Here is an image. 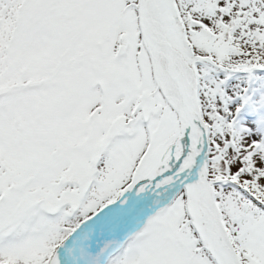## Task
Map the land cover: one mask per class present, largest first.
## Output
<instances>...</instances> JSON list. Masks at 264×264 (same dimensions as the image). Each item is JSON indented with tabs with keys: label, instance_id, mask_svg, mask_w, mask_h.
Instances as JSON below:
<instances>
[{
	"label": "snow or ice",
	"instance_id": "snow-or-ice-1",
	"mask_svg": "<svg viewBox=\"0 0 264 264\" xmlns=\"http://www.w3.org/2000/svg\"><path fill=\"white\" fill-rule=\"evenodd\" d=\"M0 264H264V0H0Z\"/></svg>",
	"mask_w": 264,
	"mask_h": 264
}]
</instances>
